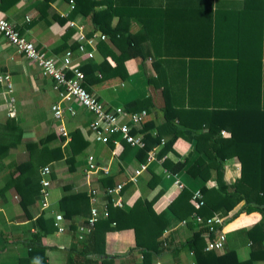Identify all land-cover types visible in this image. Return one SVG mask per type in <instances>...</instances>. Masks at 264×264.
I'll list each match as a JSON object with an SVG mask.
<instances>
[{
	"label": "crops",
	"instance_id": "crops-1",
	"mask_svg": "<svg viewBox=\"0 0 264 264\" xmlns=\"http://www.w3.org/2000/svg\"><path fill=\"white\" fill-rule=\"evenodd\" d=\"M7 2L0 10V19L12 22L23 36L33 42L39 50L54 58L59 65L62 64L68 50L73 51V68L81 69L92 63L93 59L91 61L86 58L77 49L82 33L88 38L99 33H96L90 15L80 11L74 14L70 2L64 0H54L46 7L40 6L42 0H32L29 3L19 0L16 4ZM136 4L149 11H175L180 20L175 23L177 36L186 37L187 40L190 38L193 41L224 44V54L227 55L224 57L233 56L234 58L224 59L229 63L224 66L223 73H231L232 68L239 66L244 74L251 77L250 81L255 80V86L252 85L261 92L264 106V6L254 10L249 7L247 0H137L134 5ZM103 9H106V5L98 8V10ZM149 19L153 21L152 16ZM118 23L119 17H115L111 26L114 27ZM131 23L132 32H138L141 28L138 19H133ZM99 44L96 45L94 60L103 57L107 60L108 67L103 73L97 70L94 73L90 71L88 76L85 74L87 89L109 108H123L126 117L122 119V122L130 124L132 129L140 127V125L131 124L129 119L132 112L130 104L136 101L140 104L132 109L140 112L146 110L150 120L155 118L154 121L157 124L161 123L163 99L160 90L153 83H149L147 78L159 75L153 59L150 58L145 63L141 58L128 59L124 68L126 77L113 76L111 74L117 67V59L109 51L101 52ZM212 57L213 62L215 55ZM2 76H9V81H2ZM151 97L153 108L150 105V111H148L145 100ZM59 100L53 80L43 74L39 64L26 59L0 35V264H19L20 259L27 254V249L24 247L9 246L5 235L30 236L37 233L39 226L50 230L43 238V244L48 249L47 264H77L72 252L76 245L71 233L72 220L66 218L60 209L66 186V188H72L73 192L84 191L90 195L93 191H97L95 197L100 209H104L107 205L113 211L119 208L117 206L119 200L124 203L123 210L126 211L143 194L152 201L160 193L154 205V210L158 214L167 211L181 193L176 185L175 175L162 165H155L154 171L160 177V182L154 189L142 184L132 193L128 188L124 190V193L122 192V195L112 196L111 202L106 193L108 189L102 187V175H108L104 171L114 175L123 172L117 183L127 185L130 176L141 165L138 151L126 146L122 140L117 145L112 143V145L95 146L90 129L92 117L78 104H73L77 111L76 115L73 116L67 112L65 117V125L71 136V140L67 142L60 136L58 124L52 113L53 105ZM66 107H69V104H66ZM11 128H19L20 133H13ZM51 134L56 136L55 141L41 146L40 141L46 140ZM74 135L78 136L76 142L73 140ZM12 141L18 142L19 146L5 148ZM71 141L78 145L75 161L70 157ZM85 142L88 146L83 148ZM58 147L63 157L59 151H57L59 158L55 157L53 149ZM174 148L183 158L190 155L189 166L202 156L194 152V148L183 139H179ZM90 156L94 157L99 169L87 172ZM13 157L18 158L19 161H29L28 165L15 177L10 174V168L7 166V163L14 159ZM45 167L50 168L51 187L47 200L48 207L44 208L41 200H36L35 194L29 196L30 200L35 198V201L28 206V210H24L20 204L21 182L28 177L41 175ZM241 170V163L237 159L227 161L225 166L227 182L232 184L240 179ZM178 177L185 188L193 194L199 192L205 185L208 187L216 185L214 179L205 182L200 177H191L186 170ZM36 187L38 189V186ZM91 203L95 205L93 196ZM59 215L63 216V220H57ZM87 220L76 218L77 235L79 227ZM234 220H236L234 223L230 221L226 224L225 249L236 251L239 259L246 261L251 257L253 246L247 232L261 223L263 217L258 212L244 213ZM103 224L99 236L104 233ZM170 230L175 232L177 243L184 245L199 230V227L197 225L186 228L173 226ZM136 243V234L133 229L111 231L106 235V252L115 258L114 264H144V256L138 251H132L136 248ZM153 262L155 264H196L194 255L188 247L154 256ZM31 263L40 264V259L34 258ZM255 264H264V259Z\"/></svg>",
	"mask_w": 264,
	"mask_h": 264
},
{
	"label": "trees",
	"instance_id": "trees-1",
	"mask_svg": "<svg viewBox=\"0 0 264 264\" xmlns=\"http://www.w3.org/2000/svg\"><path fill=\"white\" fill-rule=\"evenodd\" d=\"M6 1L16 4L19 0H0V10L3 9ZM53 1L42 0L40 6L46 7ZM73 1L75 2L73 13L80 11L90 15L96 33L106 36L105 41L98 39L96 43H100L98 47L101 52L109 51L117 59V67L112 70L114 73L111 75L125 78V62L132 58H141L144 63L150 58L153 59L159 74L147 78L149 83H153L160 90L163 99L161 108L163 120L158 124L154 121L155 118L151 120L148 118L142 124H134L130 121L133 125H140L139 128L132 129V133L142 134L146 146L136 149L123 141L126 146L138 151L141 165L147 162L149 153L157 149V157L162 161L157 165H162L171 174L179 175L186 170L193 178L200 177L205 182L214 179L216 183L214 187L205 185L200 190L205 206L199 210L196 209L193 201L194 194L188 188L180 190L179 196L167 211L161 214L154 210L160 193L152 201L143 194L126 211L123 208H117L115 211L110 208L111 217L100 219L93 233L85 240L77 238L78 225L75 220L78 217L84 220L90 217L93 206L92 195L84 191L73 192L72 188L66 186L60 209L66 218L72 220L71 233L76 244L72 251L75 256L74 261L77 264H100V261L101 264H114L115 258L106 252V235L111 231L127 229L135 231L137 243L132 251H138L144 256V264H155L154 256L182 250L184 247L191 250L196 264H255L264 259V106L261 92L254 87L255 80L250 81L251 77L244 74L239 66L232 68L231 73H223L224 66L229 63L224 59L234 58L224 57L227 56L224 54V44L193 41L190 38L187 40L186 37L177 36L175 23L179 20V16L175 11L145 10L139 4L134 5L137 0ZM247 2L254 10L264 6V0H247ZM102 5H106V9L98 10ZM151 16L152 22L149 19ZM115 17H119V23L112 27L111 23ZM133 19H138L141 23V28L136 33L132 32ZM212 55H215L213 62ZM94 59L91 60V64L81 68L87 76L90 71L94 73L98 70L103 73L108 67L105 58ZM84 86L87 89L86 83ZM152 99L151 97L145 100L148 111L150 105L153 108ZM139 104L140 102L137 101L130 104L132 110L130 115L140 112L132 109ZM11 131L20 133L19 128H11ZM77 137L73 136L75 142ZM55 139L56 136L51 134L39 144L49 145ZM179 139L188 142L194 148V152L202 154L190 166V155L183 158L174 148ZM163 140L166 141L164 145ZM74 141H71L70 147L72 151L70 157L73 161L76 160L78 147ZM16 145L19 146V143L12 141L5 148L11 149ZM87 146L85 142L83 148ZM53 151L55 157L59 158L57 151L61 155V149L58 147ZM16 157L7 163L13 177L19 175L29 163L27 160L19 161ZM231 159H237L241 163L242 170L241 178L229 184L225 176V166ZM154 167L143 172L136 184L131 181L133 173L122 192L129 188L133 193L142 184L154 189L160 182ZM122 173L102 175V187L109 190L122 184L117 183ZM41 180V175H36L21 182L20 204L24 210H28V206L35 201V198L30 200V195L36 194V200H41ZM108 199L111 202L113 200L110 195ZM255 212L260 213L263 220L247 232L253 246L251 257L246 261H241L236 251L230 249H225L221 253L206 252V246L216 237L215 234L206 235L208 228L200 227L184 245L177 243L175 232L170 230L173 226L180 227L179 223L189 219L194 213L206 219L218 214L226 218L227 224L244 213ZM102 224L105 230L102 236H99ZM193 225L190 222L187 227ZM48 231L49 228L39 226L37 233L30 236L5 235L9 246H21L27 249V254L20 259L19 264H32L34 258H39L40 264L48 263L46 255L48 249L43 244V238Z\"/></svg>",
	"mask_w": 264,
	"mask_h": 264
},
{
	"label": "built area",
	"instance_id": "built-area-1",
	"mask_svg": "<svg viewBox=\"0 0 264 264\" xmlns=\"http://www.w3.org/2000/svg\"><path fill=\"white\" fill-rule=\"evenodd\" d=\"M32 0H22L24 3H29ZM41 1V0H38ZM71 9H75V2L70 1ZM73 27L74 24L72 23ZM82 30V29H81ZM0 35L3 36L8 43L15 47L17 51L25 56L26 59L37 62L43 72V74L53 80L54 89L59 94L60 100L53 105L52 113L55 121L57 122L58 131L61 137L67 142L71 140V136L65 125V117L67 112L76 115L77 111L73 104H78L81 108L85 109L92 117L90 129L92 133L93 144L96 145H109L110 143L119 144L120 140L126 142L133 148L142 149L146 146V141L143 136L135 135L132 133V126L126 122H122V119L126 117L125 110L121 107L109 108L108 105L101 102L96 96L91 94L84 86L85 74L80 68L72 67L73 51L68 50L62 64L48 56L43 51L39 50L36 45L21 34L17 27L7 19H0ZM106 40V36L100 33L94 34L92 38L86 37L84 33L79 37L77 43V49L88 59H94L96 48V40ZM9 76H2V81H9ZM69 104V107H66ZM148 112L143 110L141 112H135L130 115L129 119L134 124H142L148 118ZM166 141L163 140L164 145ZM157 149H153L148 156L146 163L142 164L135 172L131 181L135 184L138 181L139 176L153 166L161 164L162 161L157 157ZM87 172L96 171L99 167L93 156L88 159ZM105 174H109L108 171H104ZM41 202L44 208L48 207L49 189L51 182L49 180L50 168L45 167L41 171ZM176 185L180 190L185 189V186L180 181L178 175H175ZM125 187V184H119L114 188L109 189L106 193L110 196L120 195ZM97 191L92 192L93 202L95 205L91 209V215L88 220L79 227L78 238L85 240L95 230L100 219L110 218V209L105 205L104 209H100L97 205L96 199ZM193 201L196 204V209L199 210L205 206L204 198L201 192L194 193ZM119 208L124 207L122 200L117 202ZM57 220H63V216H57ZM192 222L199 228H208L206 235L215 234L216 237L206 246V252H224L227 244V232H226V218L221 215L215 214L211 218H204L198 213H194L189 219L182 220L179 224L180 227L186 228L189 223ZM58 224V223H57ZM115 225V223H114ZM62 231L61 228H59ZM167 233V232H166Z\"/></svg>",
	"mask_w": 264,
	"mask_h": 264
},
{
	"label": "rangeland",
	"instance_id": "rangeland-1",
	"mask_svg": "<svg viewBox=\"0 0 264 264\" xmlns=\"http://www.w3.org/2000/svg\"><path fill=\"white\" fill-rule=\"evenodd\" d=\"M236 220H233V223L235 222Z\"/></svg>",
	"mask_w": 264,
	"mask_h": 264
}]
</instances>
